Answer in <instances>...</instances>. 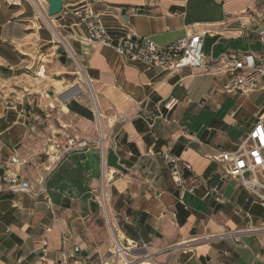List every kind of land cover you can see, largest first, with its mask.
Returning a JSON list of instances; mask_svg holds the SVG:
<instances>
[{"label": "crops", "instance_id": "obj_1", "mask_svg": "<svg viewBox=\"0 0 264 264\" xmlns=\"http://www.w3.org/2000/svg\"><path fill=\"white\" fill-rule=\"evenodd\" d=\"M62 1L49 26L82 66L96 98L104 168L98 147L50 163L46 147L53 135L66 131L96 143V116L83 97H67L81 93L74 87L78 73L68 52L64 59L57 54L59 45L32 1L0 0V264H121L93 199L101 179L120 241L146 243L154 264H264L263 209L214 161L235 150L264 116V88L247 95L222 91L228 61L239 54L264 57L258 40L264 0ZM85 8L101 17L114 45L131 37L167 46L204 33L206 69L163 71L82 42L85 29L71 12ZM170 97L178 103L166 113ZM145 110L165 117L150 126L140 119ZM162 153L180 159L182 187L171 179ZM13 155L27 163L21 180L42 179L45 192L8 190L2 176ZM185 163L193 172L182 168ZM212 188L216 192L206 197ZM179 243L195 249L170 250Z\"/></svg>", "mask_w": 264, "mask_h": 264}, {"label": "built area", "instance_id": "obj_2", "mask_svg": "<svg viewBox=\"0 0 264 264\" xmlns=\"http://www.w3.org/2000/svg\"><path fill=\"white\" fill-rule=\"evenodd\" d=\"M4 1L8 5H13L20 0ZM32 1L36 4V0ZM37 3L38 5L36 4V6L44 11L41 3L39 1ZM40 14L49 25L42 12H40ZM71 14L85 29V35L80 38L82 42L95 43L99 46L110 48L127 63H140L147 67L159 68L163 71L169 72L183 67L202 70L206 69V62L203 55L204 33H197L190 37L178 39L167 46L158 45L147 38L131 37H126L118 44L114 45L113 40L99 15L93 14L86 8L75 9ZM258 40L261 43H264V30L259 33ZM58 45L59 48H62V51L64 50L69 53L66 45L59 38ZM227 66L229 67L230 77L223 86L222 91L224 93L241 92L242 94L247 95L264 88V57H261L256 61L252 54H239L235 59L228 61ZM177 103L178 100L175 97H170L164 103L163 110L168 113L172 111ZM95 116L98 119L97 124L98 130L100 131V141L93 143L88 139H79L66 131L53 135L46 147V153L50 156L51 163L56 164L72 152L80 151L82 149L86 150L92 147H98L102 153L101 157L103 158V142L105 137L102 134L100 123L101 116L98 111ZM164 117L163 114L156 113L152 110H145L140 114V119L148 123L150 126L156 121L164 119ZM180 128L182 130L184 129L183 126ZM160 156L165 162H167L173 182L177 186L182 187L184 181L180 176V159L167 153H162ZM214 161L225 166L226 173L230 177L237 179L242 187L254 195L264 213V116L258 119L253 128L246 134L235 150L219 153L214 158ZM26 164V161L20 159L17 155L11 156L7 165L8 167L2 176V181L7 185V188L11 193H24L31 196H37L40 193L45 192L41 187L42 179L31 181L21 180L20 170L21 168H25ZM182 168L193 172V169L189 164H183ZM103 183L104 181L102 180V184ZM257 189H260L261 192H257ZM101 192L102 194L99 198L95 196V201L107 217V202L109 201V195L104 194L103 186ZM190 192H193V189H191ZM213 192H216V189L212 188L208 190L205 196L208 197ZM103 196L108 198L106 203ZM216 200L222 202L220 197H216ZM108 220L109 219L107 218V221ZM108 226L112 229V225H110L109 221ZM211 238L213 237H210V239ZM114 243L115 246H113V249L110 251L121 264H154V254L148 252V246L143 241L128 242L126 247L120 245L116 240ZM185 245L186 244L179 243L176 247L170 250L174 252L183 249V252L185 253L187 251L192 252L195 249L194 245L185 250L183 248ZM134 249L141 250L144 253L140 256H135L132 254V250ZM74 251L77 252L78 248L75 247ZM168 251L169 249H166L162 251V253ZM41 253L42 257L47 253L45 241L43 242ZM164 264H167V262Z\"/></svg>", "mask_w": 264, "mask_h": 264}, {"label": "rangeland", "instance_id": "obj_3", "mask_svg": "<svg viewBox=\"0 0 264 264\" xmlns=\"http://www.w3.org/2000/svg\"><path fill=\"white\" fill-rule=\"evenodd\" d=\"M32 1V0H31ZM36 2V4L38 5V1L36 0L35 1ZM32 4H33V7H34V9H35V11H36V13H37V17H38V19H39V21H41L50 31H51V33H52V37H53V39H55V41L58 43V36H57V34L53 31V29H51L50 27H49V25L46 23V21L44 20V18L41 16V14H40V12H42V14L44 15V17L46 18V20H47V22L50 24V20L49 19H52V18H48V17H46V12H47V9H44V11H42L39 7H37L36 6V4L34 3V1H32ZM40 11V12H39ZM51 26V25H50ZM69 54V58H70V61H71V63H72V67H73V69H74V71L76 72V73H78V78H79V82H78V84L77 85H75L74 87H78L80 90H81V93H80V95H78V96H76V97H72L71 99H74V100H80L82 97L85 99V101H87V103L89 104V106H90V108L92 109V111H94V113L96 114V112H97V101H96V98H95V96H94V94H93V92H92V90H91V88H90V85H89V82L86 80V77H85V75H84V71H83V68H82V66L80 65V63H78V61H77V59L75 58V56H71L70 55V53H68ZM83 73H82V72ZM98 119H97V117H96V121H97ZM100 123H101V121H100ZM101 128H103V127H101ZM102 134L104 135V133H103V129H102ZM95 136H96V142H99L100 141V131L98 130V128H97V131H96V134H95ZM105 136V135H104ZM48 157V159H49V161H50V163H51V160H50V156H47ZM103 159V158H102ZM104 161L103 160H101V169H102V171H103V168H104ZM169 167V166H168ZM101 183H100V185H99V187L97 188V189H95L94 191L95 192H93L92 194H93V199L95 200V196L97 197V198H99L100 197V195L102 194V192H101V189H102V186H103V188H104V194H107V188H108V186H107V183L104 181V183L102 184V179H101V181H100ZM110 200V199H109ZM96 202V201H95ZM97 203V202H96ZM98 205V204H97ZM99 206V205H98ZM99 210H100V215H101V221H102V224H103V226H104V228H105V230H106V232H107V235L109 236V238H110V240H111V243H112V249H113V246H115V240L116 241H118V243L120 244V245H122V246H124V247H126L127 246V244L126 243H122L121 241H120V239H119V237H118V232H117V230L115 229V228H113L112 226H111V228L112 229H110L109 228V226H108V221L110 222V225H112V222H111V219H110V217H109V214H107L108 216L106 217V215H105V213H103V211H102V209H100L99 208ZM109 210V201L107 202V211ZM107 218L109 219L108 221H107ZM115 239V240H114ZM113 257H114V255H113ZM115 259H117L116 257H114ZM132 259V258H131ZM120 263V262H119Z\"/></svg>", "mask_w": 264, "mask_h": 264}, {"label": "water", "instance_id": "obj_4", "mask_svg": "<svg viewBox=\"0 0 264 264\" xmlns=\"http://www.w3.org/2000/svg\"><path fill=\"white\" fill-rule=\"evenodd\" d=\"M46 3L48 5L46 15L48 18H53L57 15H59L63 10V1L62 0H46ZM126 9H121V16L125 17ZM57 54L61 56L62 59H64L62 48L57 49Z\"/></svg>", "mask_w": 264, "mask_h": 264}, {"label": "bare ground", "instance_id": "obj_5", "mask_svg": "<svg viewBox=\"0 0 264 264\" xmlns=\"http://www.w3.org/2000/svg\"><path fill=\"white\" fill-rule=\"evenodd\" d=\"M67 94H68L67 97H76L79 93L77 91H75V92L72 91V93H67ZM103 198H104V201L106 203L108 198H106L105 196H103ZM142 264H145V263H142Z\"/></svg>", "mask_w": 264, "mask_h": 264}]
</instances>
